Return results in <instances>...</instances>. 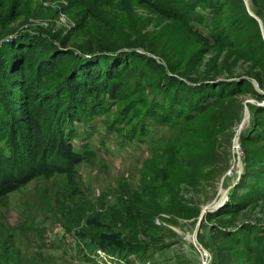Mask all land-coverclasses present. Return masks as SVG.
I'll use <instances>...</instances> for the list:
<instances>
[{"label": "rangeland", "instance_id": "rangeland-1", "mask_svg": "<svg viewBox=\"0 0 264 264\" xmlns=\"http://www.w3.org/2000/svg\"><path fill=\"white\" fill-rule=\"evenodd\" d=\"M3 1L0 46L41 33L81 59L144 54L165 77L123 71L116 97H84L82 118L61 125L81 154L72 182L60 172L38 175L0 198V264H201L199 246L207 264L263 263L258 246L251 252L220 233L264 219V115L255 109L264 105V38L255 20L263 47L252 38L249 50L245 0H222L199 23L165 18L137 0ZM246 1L264 28V0ZM221 25L229 38L216 36ZM169 82L174 95L160 85ZM171 97L181 113L165 120ZM224 189L222 204L196 226L200 207Z\"/></svg>", "mask_w": 264, "mask_h": 264}, {"label": "trees", "instance_id": "trees-1", "mask_svg": "<svg viewBox=\"0 0 264 264\" xmlns=\"http://www.w3.org/2000/svg\"><path fill=\"white\" fill-rule=\"evenodd\" d=\"M137 1L165 18L198 23L206 19L203 10L209 11L212 20L222 8V0H185L179 6L160 0ZM3 2L0 0V6ZM241 17L244 23L252 26V32L245 38L249 50L262 48L255 19L248 13ZM216 27V36H231L227 25ZM252 38L257 41L254 48L250 45ZM103 55L100 61L95 56L81 59L72 50L65 49L64 42L56 43L55 39L41 33L21 34L16 40L0 46V198L38 175L60 172L72 182L74 165L81 160V154L71 147L61 125L82 118L80 114L86 109L84 97H116L124 89L123 71L140 75L143 68L160 73L159 82L165 77L163 66L144 54L124 51ZM254 78L260 79L257 73ZM172 84L160 85L165 92L172 89L174 95L177 88ZM220 84L229 83H213ZM198 85L203 89L207 83ZM219 94L213 92L209 96L219 97ZM177 101L171 97L165 120H171V114L179 113L180 110L172 108L176 104L170 105ZM255 109L264 115V105ZM229 206L227 210L231 211L236 205ZM133 216L148 225L147 219L139 213ZM220 233L245 244L251 252L253 245L258 246L264 256V230L260 227L243 224L233 231L222 229ZM116 254H121V250Z\"/></svg>", "mask_w": 264, "mask_h": 264}, {"label": "water", "instance_id": "water-1", "mask_svg": "<svg viewBox=\"0 0 264 264\" xmlns=\"http://www.w3.org/2000/svg\"><path fill=\"white\" fill-rule=\"evenodd\" d=\"M244 4L246 6L248 15H250L255 20H257L258 25H259V28H260V31H261V34H262V37L264 38V36H263V28H262L261 21L259 20V18L251 10H249L246 0L244 1ZM246 103H253V101L247 100ZM260 105H262V104H260ZM247 116H248V110H247V105H245L244 106V116H243L241 122L237 126L236 134H235V137H234V142H235L236 145H237V139H238V131L242 128L245 120L247 119ZM236 158H237V160H236V166H238L239 165L238 164V162H239L238 156ZM239 170H240V168H237V172H239ZM226 196H227V189H224L221 192V194L214 201H212V202H210L208 204L202 205L200 207V210H199V213H198V216H197L196 226L199 224V222H200L201 218L203 217L204 213L206 211H211V210L219 207L222 204V202L224 201V199L226 198ZM192 236L194 238L193 241L196 242L198 245H200L199 242H197V240L195 239L194 233H193Z\"/></svg>", "mask_w": 264, "mask_h": 264}, {"label": "built area", "instance_id": "built-area-1", "mask_svg": "<svg viewBox=\"0 0 264 264\" xmlns=\"http://www.w3.org/2000/svg\"><path fill=\"white\" fill-rule=\"evenodd\" d=\"M258 224L260 225V228H262L264 230V219L258 221ZM198 248L200 250V255H201V264H207L206 263L207 251L200 246Z\"/></svg>", "mask_w": 264, "mask_h": 264}, {"label": "bare ground", "instance_id": "bare-ground-1", "mask_svg": "<svg viewBox=\"0 0 264 264\" xmlns=\"http://www.w3.org/2000/svg\"><path fill=\"white\" fill-rule=\"evenodd\" d=\"M262 23V22H261ZM262 28H263V26H262ZM264 29V28H263ZM245 123V122H244ZM242 129V128H241ZM238 133H239V131H238ZM220 193V192H219Z\"/></svg>", "mask_w": 264, "mask_h": 264}]
</instances>
